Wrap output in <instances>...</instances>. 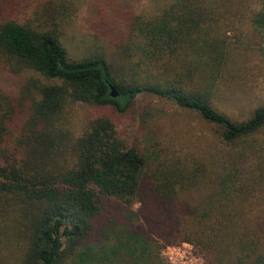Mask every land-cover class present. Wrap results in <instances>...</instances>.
I'll use <instances>...</instances> for the list:
<instances>
[{"label":"trees","instance_id":"1","mask_svg":"<svg viewBox=\"0 0 264 264\" xmlns=\"http://www.w3.org/2000/svg\"><path fill=\"white\" fill-rule=\"evenodd\" d=\"M20 7L0 0V257L101 264L104 253L92 243L100 233L115 239L113 264H163L160 241L193 243L204 264H255L264 253V215L251 228L231 205L264 189V105L238 121L213 104L228 50L205 27L211 17L202 1L175 0L149 17L130 13L122 67L104 48L73 59L58 24L35 26L36 17L55 13V4L35 5L24 20L13 12ZM144 94L199 112L220 127L226 144L259 136L257 171L237 181L231 160L204 198L185 199L182 189L201 188L210 165L188 171L151 159L118 128ZM72 104L99 113L75 120ZM214 195L220 199L211 202ZM136 202L159 239L144 226L114 221Z\"/></svg>","mask_w":264,"mask_h":264},{"label":"rangeland","instance_id":"2","mask_svg":"<svg viewBox=\"0 0 264 264\" xmlns=\"http://www.w3.org/2000/svg\"><path fill=\"white\" fill-rule=\"evenodd\" d=\"M17 1L21 7L13 12L22 20L33 13V7L37 4L48 1L56 5L52 15L36 17L35 26H52L49 24L53 22L58 24L61 40L71 58L82 59L96 51L94 48H104L109 60L115 66L122 67L125 58L120 43L126 39L124 26L127 16L130 13L155 16L175 0ZM201 1L211 17L205 27L218 35L228 50L227 65L214 90L213 104L234 120L242 121L255 108L264 105V0ZM29 74L37 76L34 72ZM17 80L21 82V78ZM69 111L75 120H84L99 113L97 109L80 104L70 105ZM121 116L118 128L151 159L157 157L165 163L187 167L188 171L201 164L210 165L201 188L182 189L181 195L185 199L195 201L198 196L204 198L214 188L216 175L218 177L223 173L231 160L237 161V181L248 178L259 167V136L236 145L226 144L220 138L217 124L204 119L197 111L180 107L171 99L141 95L135 108ZM217 199H220L217 195L210 197L211 202ZM140 205L136 202L130 208V214L127 210H121L114 221L126 227L144 226V218L138 213ZM231 207L236 217L243 218L252 228L256 220L264 215V189H252L241 202ZM144 228L150 236L159 239L151 229ZM95 242L99 243V249L105 256L106 261L101 264H113L108 258L115 243L114 237L102 239L98 233L92 239V243ZM160 242L163 245L160 249L163 264H204L201 253L193 243L167 245L164 241ZM262 262L264 253L253 263ZM0 264H18V259L16 256L11 260L0 257Z\"/></svg>","mask_w":264,"mask_h":264},{"label":"water","instance_id":"3","mask_svg":"<svg viewBox=\"0 0 264 264\" xmlns=\"http://www.w3.org/2000/svg\"><path fill=\"white\" fill-rule=\"evenodd\" d=\"M111 94H112V96H117V94H118L116 87L112 84H111Z\"/></svg>","mask_w":264,"mask_h":264},{"label":"built area","instance_id":"4","mask_svg":"<svg viewBox=\"0 0 264 264\" xmlns=\"http://www.w3.org/2000/svg\"><path fill=\"white\" fill-rule=\"evenodd\" d=\"M184 257H187V256H182V258H184Z\"/></svg>","mask_w":264,"mask_h":264}]
</instances>
